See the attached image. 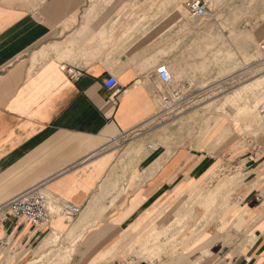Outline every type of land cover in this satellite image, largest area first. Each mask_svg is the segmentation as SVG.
Segmentation results:
<instances>
[{
  "label": "crops",
  "instance_id": "0c3cea01",
  "mask_svg": "<svg viewBox=\"0 0 264 264\" xmlns=\"http://www.w3.org/2000/svg\"><path fill=\"white\" fill-rule=\"evenodd\" d=\"M205 1L211 21L254 22L264 14V0ZM88 2L0 0V264H133L134 251L164 244L165 203L201 191L224 162L165 144L153 124L169 86L156 73L167 65L158 38L149 64L140 56L95 59L90 51L73 63L60 59L70 51L68 37L94 35L79 23ZM214 46L220 49L211 52L234 51L232 43ZM187 47L196 54L195 36ZM69 66L82 70L77 80ZM252 165L224 207L187 222L198 230L177 237L187 248L140 264H264V157ZM36 185L52 197L49 221L8 215L2 205ZM227 185L222 180L204 197L213 200ZM63 203L80 212L67 219L58 213Z\"/></svg>",
  "mask_w": 264,
  "mask_h": 264
},
{
  "label": "rangeland",
  "instance_id": "374dc122",
  "mask_svg": "<svg viewBox=\"0 0 264 264\" xmlns=\"http://www.w3.org/2000/svg\"><path fill=\"white\" fill-rule=\"evenodd\" d=\"M186 1L89 0L79 23L84 33L94 35L68 37L65 48L70 51L67 56L60 57L73 63L77 57H82V52L90 51L94 52L95 59L114 61L121 56L132 59L140 56L149 64L151 55L154 58V53L149 52L155 48L158 38L160 45L164 43L163 49L160 46V54L167 62L165 66L171 83L164 92L161 116L153 124L162 129L165 144L192 148L198 153L209 152L222 159L220 162L224 161L213 171L210 181L201 191L165 203L169 205L162 218L165 228L158 236L164 237V244L145 246L147 253L134 251L133 264L187 248V244L178 245L176 242L177 237L184 238V241L188 236L196 237L198 230L189 229L187 222L202 221L199 215L207 217L211 211L224 207L228 195L239 187L242 180L246 185L252 162L264 157V122L258 110L263 96L259 99L260 91H254L250 85L257 77L264 76V34H258L264 24V14L254 22L211 21L206 15L191 17L186 10ZM101 30L103 35L98 34ZM236 30L239 31L238 37L235 36ZM194 36L197 45L195 55L187 51V44L193 43ZM240 40L242 44L239 43L236 50V41ZM215 43L223 46L232 43L234 51L211 52V49H220L214 46ZM183 44L185 52H179ZM201 63L206 65L203 70ZM214 69L217 71L213 72ZM220 79L222 82H218ZM238 92L237 100L224 105L227 98ZM166 97L170 104L164 102ZM257 98L256 114L261 127L249 129L242 107L246 103L252 104ZM222 180H228V185L220 190L222 194L218 193L213 200L205 198L204 193ZM198 210H204V213H197ZM155 250L159 253L153 255ZM59 252L60 249L55 250L53 256L60 257ZM64 253L67 255L69 252ZM52 264H56L55 261Z\"/></svg>",
  "mask_w": 264,
  "mask_h": 264
},
{
  "label": "built area",
  "instance_id": "2783aa9c",
  "mask_svg": "<svg viewBox=\"0 0 264 264\" xmlns=\"http://www.w3.org/2000/svg\"><path fill=\"white\" fill-rule=\"evenodd\" d=\"M186 10L191 17H201L205 15L207 2L205 0H188L185 2ZM262 48L264 46L262 45ZM67 73L73 80H77L82 70L73 66L67 67ZM159 78L165 83H171V76L165 65H161L156 69ZM165 103H169L168 98H164ZM170 104V103H169ZM259 115L264 122V97L262 98L259 107ZM52 197L44 190L42 186L36 185L28 188L2 205L8 215L22 221L29 222L34 225H44L49 219L52 211L50 204ZM80 212L78 206L69 203L60 205L58 213L63 214L67 219H71ZM140 264V263H136Z\"/></svg>",
  "mask_w": 264,
  "mask_h": 264
},
{
  "label": "bare ground",
  "instance_id": "6f19581e",
  "mask_svg": "<svg viewBox=\"0 0 264 264\" xmlns=\"http://www.w3.org/2000/svg\"><path fill=\"white\" fill-rule=\"evenodd\" d=\"M250 85L253 86V90L254 91H260V94H258V98L260 97L259 99H261V96L264 97V90L261 91V89L264 86V76L263 75L257 77L254 81H252L250 83ZM237 94H240V92L234 93L231 97L227 98L226 100L224 99L226 101L224 103V105L226 103L230 104L229 102H231V101L233 102V101L237 100ZM258 98L256 100H254V102L252 104L246 103L242 107V111L244 112V114L247 115L248 123L246 124V127L249 128V129H253V128L258 129L259 128L258 125H260V127H261V123H260L261 120L259 121V119L257 118V114H256V108H257V105H258V102H259ZM179 121H181V120H179ZM209 136H210V133L208 135V138H209ZM205 138H207V136ZM50 209H51V207H50Z\"/></svg>",
  "mask_w": 264,
  "mask_h": 264
}]
</instances>
